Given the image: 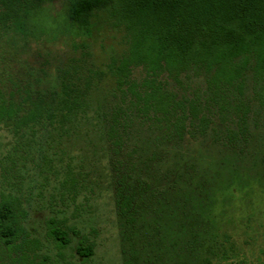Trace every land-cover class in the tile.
<instances>
[{"label":"trees","instance_id":"1","mask_svg":"<svg viewBox=\"0 0 264 264\" xmlns=\"http://www.w3.org/2000/svg\"><path fill=\"white\" fill-rule=\"evenodd\" d=\"M52 1L0 0V24L26 30V18ZM61 1L72 27L87 28L95 12L109 10L126 47L107 63L114 88L102 94L93 82L101 72L85 76L76 65L44 90L12 79L0 84V125L17 140L0 156V264L93 256V227L82 233L48 217L50 254L25 226L34 191L28 163L56 179L53 209L69 201L86 210L102 178L90 182L84 163H73L85 153L107 167L123 264H246L214 213L216 200L200 183L189 190L200 173L186 160L177 170L167 157L209 137L236 156L218 161L233 176L227 185L237 179L252 190L257 178L264 190V156L254 153L264 151V0ZM252 153L251 169L259 159L261 171L243 181L240 159ZM169 169L179 171L172 180ZM158 176L169 182L157 186Z\"/></svg>","mask_w":264,"mask_h":264},{"label":"rangeland","instance_id":"2","mask_svg":"<svg viewBox=\"0 0 264 264\" xmlns=\"http://www.w3.org/2000/svg\"><path fill=\"white\" fill-rule=\"evenodd\" d=\"M63 9L61 0L45 3L38 15L26 18V30L16 29L15 24L16 32L12 30L14 27L10 29L9 26L7 29L5 25L0 24L2 86H9L11 84L9 79H12L29 84L34 91L44 90L58 83L64 69L76 65L85 76L89 75L88 70L101 72L99 78L93 79L97 94L114 88L106 65L112 58H118L126 47L123 32L116 26L115 18L109 10L97 11L92 15L91 24L87 28H79L77 25L72 27L65 20ZM15 141L17 140L8 129L0 125V156L10 151ZM212 143L209 137L198 138L184 153L169 154L167 163L177 162L175 165L177 170L184 168L186 164L184 160L194 166L195 170L192 173H200V178L192 179L189 190L199 183L208 190L211 198L216 200L214 213L228 230L227 233L234 241L239 257L245 258L246 264H258L260 260L264 261V190L259 186L257 178L251 180L252 190L251 185L242 186L237 179L227 185L233 176H230L229 167L218 165V161L224 155L231 158L236 156ZM254 153L264 156V151L263 154L260 151ZM254 153L240 159L238 167L242 175L239 178L243 181L261 171L259 159L258 165L251 169ZM81 158L73 163H84L81 172L86 173L85 177L90 182L94 181L97 174L102 178H98L100 188L95 187L93 194L88 195L86 210H75L72 205L69 206V201L61 203L62 205L55 204L54 208L58 210L53 209L50 194L56 192L54 190L57 187L56 179L53 175L44 178L31 163H28L30 183L34 191L26 205L29 214L25 226L30 237L38 238L46 245L42 250L50 254L55 253L56 248L52 247L46 234L45 221L48 217L57 214L82 233H88L92 227L96 229L95 234L90 232V238H94L97 243L90 259L83 262L79 257H67L59 259L57 264H123L124 241L117 230L111 192L104 189L108 180L105 172L107 167L106 165L104 167V161L98 162L97 157L91 153H85ZM162 169L163 167L160 170ZM169 170V177L172 180L179 171ZM246 172L248 176H245ZM153 182L160 187L169 180L158 176ZM56 198L58 199V196ZM77 201H81V195Z\"/></svg>","mask_w":264,"mask_h":264}]
</instances>
